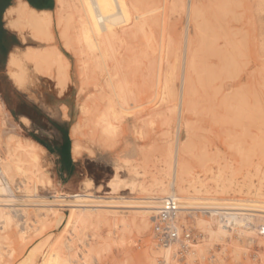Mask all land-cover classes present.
Segmentation results:
<instances>
[{
  "label": "rangeland",
  "instance_id": "rangeland-1",
  "mask_svg": "<svg viewBox=\"0 0 264 264\" xmlns=\"http://www.w3.org/2000/svg\"><path fill=\"white\" fill-rule=\"evenodd\" d=\"M67 1L73 5V0ZM155 1L159 2L156 7L158 10L152 13L153 16L149 14L151 18L150 22L148 21L149 25L147 23L142 31L147 36L145 33L140 34L141 32L132 34V38L131 35L127 36L124 43L115 47L114 59L108 61L107 70H116L122 75H126L131 86L133 85L132 88L138 90L139 94L138 103L135 104L131 101L132 106L128 107V112H122L126 118L120 117V122L113 117L109 118L114 127H119V129L117 128L118 132L116 130L114 135H105L106 138L110 137L107 138V141L103 139L105 137L97 122L103 114L109 113L108 101L103 99L102 104L96 101L97 93L94 91L91 78L92 75H103L106 69L100 61H92L87 54L81 53V46L76 41V32H74L76 31L75 26L79 25V20L76 19L78 16L70 21L61 18V10L58 6L53 13L47 12L51 16L52 23L46 34L36 38L34 34L27 31V42L19 49L24 50L28 46H33L40 48L43 52H51L52 56L48 63L39 70L29 66V85H32H28V90L24 95L49 111L58 120L62 119V115H64V119H68L70 114L72 142L76 129L81 130L88 137V139L85 138L88 151L79 159L81 160L78 163L79 173L70 187H62L56 183L54 157L39 143L46 150L42 154L43 171H41L52 178L53 186H48L47 183L44 184L45 186L38 184L40 185L38 194L43 198L52 199L55 196H65L66 192L83 193L84 182L88 180L93 184L91 193L97 197H106L109 198L108 200L117 199L118 196L126 200L143 199L147 197L146 193L143 195L139 189L132 190L130 188L134 179L133 170L137 168L139 172H142L141 178L143 179L140 178L139 181H145V185L148 183L147 186H150L154 176L162 177L167 173L164 164L170 157L166 158V156L170 155L174 158L172 152L175 153V148L180 147L178 152L181 151V153H178L177 156L179 155L182 163L187 164L194 180L206 181L203 184L207 186L205 188L209 192H204L199 197L203 195L204 198L217 199V203L249 199L264 202L263 60H260L254 52L252 53L255 46L251 41L242 40V42L244 41L242 43L239 35L236 37L232 35L237 33L232 24L229 25V28H232H230L231 40L234 39L236 42L233 40L234 42L231 41L229 44L225 43L221 35L223 23L219 9L220 0H184L186 3V5L183 3L184 9L173 5V0ZM244 1L245 7L243 6ZM194 3L199 10L196 19H192L190 14ZM247 3L250 8L252 1L242 0L237 9L239 15L244 19L250 14L249 8L246 6ZM129 25H120L119 28L124 27L129 30ZM248 27L252 30L251 24H248ZM146 28L152 31L151 33L148 31L150 36H148ZM247 28L245 27L244 32L248 31L249 28ZM65 30L66 33H64ZM205 35L208 41L203 43L202 39ZM145 36L150 37L152 43L147 44ZM189 42L192 43L196 52L198 68L192 73L193 89H191V94L193 92L194 95L191 96L192 104L187 106L182 105L184 94L182 83L186 73ZM148 45H150L149 48ZM168 50L170 52L167 55L165 52ZM156 51L160 53L157 52V54ZM225 60L228 63L225 66L226 70H224ZM168 63L169 65H167ZM170 65L171 69L173 66V69H176H172L173 72L176 71L173 74H177H175L176 79L173 75L172 89L175 88L177 96L173 92L174 95L172 94L166 103L161 101L163 104L159 105L161 94L155 95L154 92L157 89H160L161 92L163 76L166 74V70L171 71L168 69ZM0 69L3 71L0 75V100L4 105L3 91L9 88L11 82L7 76V68L0 67ZM158 78H160V82ZM157 81L160 84H157ZM155 85H157V89ZM176 98L179 100L176 101ZM223 99L225 104H223ZM226 102L228 106H226ZM96 103L100 104L96 105ZM136 105L140 107L135 108ZM156 107L161 109L158 110ZM4 108L5 113L0 116V138L3 144L0 148V158L9 154L7 143L10 138L16 140H19L18 136L33 138L17 123V118L10 115L5 105ZM116 109L120 110L119 107ZM93 129L96 132L91 134ZM133 131H136L134 132L136 134L139 131L141 133L134 136ZM99 136L105 143L99 139ZM138 136L142 137L138 138ZM135 140L137 141L134 142ZM165 145H168L167 148ZM169 148L171 153L168 151ZM172 148H174L173 151H171ZM166 149H168L167 152ZM242 151L243 154H241ZM91 152L92 155H90ZM128 166L130 168L127 169ZM131 168L132 170H130ZM117 172L121 179L129 183L128 186L113 193L109 188V183L117 175ZM219 172L222 174L223 180L217 183L214 177L220 174ZM20 177H15L13 188L18 197L27 201L26 196L30 192L26 193L24 187H21L18 192L15 189V186L19 185ZM257 190L261 191L263 197L258 199L254 194ZM193 194L198 196L192 192L191 195ZM35 210V207H30L25 210L26 214L22 210L13 212L15 224L21 225L18 226V229L15 224L8 228L0 223V248L2 247L0 249V264H23L30 248L40 247L43 251L48 249L47 246L52 245L58 239L57 236H60L66 222L58 229L59 224L65 221L66 215H70L69 210L65 209V215L59 213L56 219L46 222L45 229L42 230L38 228L40 217L37 220L38 214ZM118 211L116 215H109L110 221L94 218L90 221L91 224L81 226L79 233L83 232L84 234L80 236L77 232L79 226L78 229L75 227L76 231L74 228L72 229L75 233L72 230V232L69 231V236L71 233L74 234H71V237L66 234L64 239L75 238L73 241L79 253L76 256H70L71 259L69 257L68 262L63 264H167L161 255L157 260L154 258L153 248L164 249L160 247L158 249L156 246L157 243L152 234V223L146 228L141 218H135L136 214L131 212L132 210L121 208ZM192 214V218L187 217ZM195 214L196 212L186 214V217L190 218L194 241L190 243V249L179 253L178 258H173L170 264H264V236H258L259 239L253 243H248L249 241L243 239L238 242L236 233L233 232L228 233L224 241L218 240L215 233L196 222L200 219L210 221L217 230L219 216ZM193 218H196L197 221L195 222ZM101 219L102 222L99 223ZM27 223L33 227H27ZM234 229L237 230L236 227ZM21 230L25 232L24 235ZM192 245H197V249L202 250L193 261H190L189 254L194 248ZM240 247L242 248L240 249ZM80 253L81 255H79ZM88 257L91 259L88 260Z\"/></svg>",
  "mask_w": 264,
  "mask_h": 264
},
{
  "label": "bare ground",
  "instance_id": "bare-ground-1",
  "mask_svg": "<svg viewBox=\"0 0 264 264\" xmlns=\"http://www.w3.org/2000/svg\"><path fill=\"white\" fill-rule=\"evenodd\" d=\"M251 1L252 4L250 8H249V4L248 3H247L248 5L246 4V6H248L249 8L250 14L247 18L245 17V19L244 17L240 16L239 15L240 13L237 11L238 7L242 3V0L219 1L221 22L223 23L221 35L222 38H224L226 44H229L231 41L234 40V39L231 40L232 35L233 36L235 35V37L239 35L241 42L242 40L251 41L255 46V48L253 47L254 51H252V53L254 52V54L264 62V0H250V2ZM16 2L17 3H15L16 4L15 6L8 9L5 16L8 28H10L11 31L16 32L21 37L24 43L27 42V36H26L27 31H30L31 33L30 32L29 33L32 35L34 34L36 38H39L44 34H46L52 23L51 16L48 15L47 12L37 11L35 9H32L31 7L28 6L27 3L23 2L22 0H17ZM69 3L67 0H57V4L58 6H60V10H61V12L59 11L60 17L70 21L71 19L75 18V16H78V18L76 17V19L79 20L78 21L79 25L76 24L78 27L75 26L76 31H74L76 32L75 37H77V39L76 38L74 39H76L78 44L81 46V50L80 49L79 50L81 51V53L87 54L92 61L95 62L100 61L103 64L104 68L106 69L103 75H98V76L92 75L91 78H92V85L94 91L97 93L96 101L100 103L103 102V99H107L108 101L107 109L109 110V113L103 114L98 119L97 122L98 125L101 127L102 135H104L105 137L103 139H106L107 141L108 137L106 138L105 135L107 136H110L112 134L114 135L117 128L119 129V127L116 126H115L116 128L114 127V124H112V122L109 121L110 120L109 118L113 117L114 119L120 122L121 121L120 117H125L123 115L124 113L123 111L128 112V107L132 104V102H134L135 104L138 103V94H139L138 90L132 88L133 85L131 86L129 80L126 78V75H122L116 70H107L108 61L114 59L115 47L124 43V40L127 39V36L131 35L130 37L132 38V34H137L138 32L139 33L141 32L140 34L145 33V32L142 33V31H144L147 23L149 25L150 22L149 20L151 19L149 14L153 16L152 13L158 10V8L156 7L159 2L155 0H73V5L72 4L70 5ZM183 3H185L184 0H173V5L175 6L178 5L184 9L185 7H182L184 6ZM243 6L245 7V1ZM198 12H199L198 6L196 4L193 5L190 13L192 19L193 18L196 19ZM154 23H156V21H154ZM124 24H128V25L130 24L128 26L130 27L129 30L128 28H124V27L119 28L120 25H124ZM230 24H232V27L237 30V33L235 32L236 34L233 33L232 35H230L231 33L230 32L231 27L229 28ZM246 24L247 26L248 24H251L252 30H250V27H248L249 28L248 29ZM245 27L248 29V31L249 30L250 31L248 32L246 29L247 32H244ZM146 31L147 32L149 31L150 33L152 32L149 29H147ZM66 32L67 31L65 30L64 33ZM149 32H148V36H150ZM202 32L205 33V31ZM145 35L147 36L146 33ZM148 38L146 40L147 41L146 43L147 44L152 43L150 42L151 38L150 37ZM207 41H208L207 36L206 35L203 36L202 42L206 43ZM149 46L150 45H148V48ZM153 49L154 47H152V50ZM157 52L159 51H156V53ZM169 52L170 50H168L165 53L168 55ZM51 56H52L51 52H43L40 48L33 46H28L24 50L23 49L18 50L17 52L13 53L10 56L7 65L8 75L15 83V85L18 87V89L26 93L30 81L29 66L31 65L32 68H34L35 70H39L44 64L48 63ZM158 61L160 62L159 59ZM255 62L257 63V61ZM224 63H225L224 70H226L227 68H225V66H227L228 63L226 60L224 61ZM167 65H169V63ZM262 67L264 68V66ZM196 68H198L196 62V52L192 47V43L189 42L187 47V55H186V73L184 75L183 83H182L184 88L183 91L184 94L182 96V105L185 104L188 106L192 101L191 96L194 95L193 92L191 94L192 91L191 89H193L192 73L196 70ZM168 69H171V65L170 68ZM172 69H171L172 72L170 70L168 71L166 70L165 72L166 74L163 76L164 79L161 86V92L159 91L160 89L159 90L157 89V85H155V88L157 89V91L154 92L156 93L155 95L161 94L159 105L163 104L161 103V101L166 103V100L168 101L170 96H172L173 92H175L174 91L175 88L172 89V86L174 82L173 75H174V79H176L175 76L176 73L173 74L176 71L173 72V70L176 69L173 70ZM158 79L160 82V78ZM130 81L133 82L132 80ZM159 82L157 84H160ZM31 83L33 82L31 81ZM178 96L180 98V95ZM177 99L178 98H176V101ZM225 100L223 99V102ZM97 103L96 105L100 104ZM148 104L150 103L148 102ZM223 104H225V102ZM138 105H136L135 108L140 107ZM226 106H228L227 102H226ZM117 107H119L120 110H117L116 109ZM156 108L158 109V107ZM4 113L5 111L0 101V116H3ZM153 113H157V112L154 111ZM26 123H28V121H26ZM94 132H96L95 129H93V132H91V134H93ZM116 132H118V130ZM134 132L136 131L132 132L134 136L137 134L140 135L141 133V131H139L140 133L137 132V134ZM142 136H138V138ZM86 137L87 135L82 133L81 130L79 129L75 130L73 135V144H72V154H73L72 157H74L75 160L81 159L84 153L88 151L86 147L87 142L85 141ZM18 138L19 140L10 138V140L7 143V146L9 148V154L5 155L4 158H0V223H3L4 226H7L9 228L11 225L15 224V218L13 215L14 211L20 210L18 212H21L22 210L26 214L25 210H27V208L35 207L36 208L35 211L38 214L37 220L40 217V220L38 222L39 224L36 222V219L35 222L39 225L38 226L39 229L44 230L46 222L56 219L59 213L64 214L65 209H68L70 212L69 216L66 215L65 221L60 223L58 226L59 229L61 226H63L64 222H66L64 229H62L63 231L60 233V236L59 237L57 236L58 239L55 240L53 244L51 243L52 245L47 246L48 249L44 251L41 250L40 247L30 248L24 258L23 264L67 263L68 258L70 256L72 257L78 255L79 251L73 241L75 238L64 239L65 235L66 234L68 235V232L71 231L73 228L76 231L78 229V226H79L78 229L79 231L77 232L78 233L81 232L80 227L87 225L94 218H103L104 221H108L109 215H116L119 212L118 210L121 208H124L125 210L127 209L128 211L132 210L131 212L136 214L135 218H141L142 223L147 228L150 225V223L153 222V218L155 217V214H157V211L161 206L162 201L166 198H173L179 203L181 209L180 221L186 225L189 223L186 217V214L188 213H195V212L198 213V212H204L206 210L210 215H218L220 220L217 221V230L214 228V226L210 221L207 220L205 221L200 219V221L196 222L197 219L193 218L196 224H199L207 228V230H209L210 232L215 233L216 238L218 240L224 241L227 234L233 232L236 233V240L238 242L243 239L249 241L248 243H253L259 239L258 236L260 235L264 236V202H261L256 199L251 201L249 199V200H238V201L228 200L225 203L218 201L219 203H217L216 202L217 199H212L207 197L204 198L203 195L199 197L200 194L204 192L205 193L209 192V190L206 191L205 188L206 185L203 184L206 183V181L203 182L202 180L201 182H198V180L197 181L196 179L194 180L191 171L188 170L187 164L182 163V161H180L178 157L179 155L177 156L180 147L175 148L176 149L175 153L173 151L174 148H172L171 151H173L172 153L174 155V158H172L170 155L166 156V158L170 157V159L168 158L169 160L167 159L168 161H166L164 164V166H166L165 168H167V173L163 175L164 177L163 176L157 177L158 175L154 176V178L152 177L153 182H151L152 184L150 186H147L149 185L147 183L148 181L146 182L147 183L146 185H145V181L144 182L139 181L143 179L141 178L143 176L142 175L143 173L139 172L135 167L136 169H134L132 172L134 173L133 175L134 179L132 181V184H130V188L132 190H135V188L139 189L140 193L141 191L143 192V195L144 193H146L147 195L146 194L145 195L147 197L145 198L142 197L143 199L135 198L136 200H130V199L126 200L124 198H119L118 196L117 199L108 200L109 198L107 199L106 197L105 198L97 197L96 195L91 193V189L93 187L92 182L87 180L84 183L85 190L83 193H77V194L65 195V196H55L52 197V199L49 198L50 199L49 200L47 198L41 197L38 194V186H40L38 184H41L43 186L45 183H47L46 185L53 186L52 178L48 177L49 175L47 176L45 173L42 172L43 171L42 154H44L46 150L39 143L35 142L32 139L21 138L19 136ZM99 139H101V141H104L102 140V138H100V136ZM136 141L137 140H135L134 142ZM2 146L3 144L0 138V148ZM165 146L167 148L168 145ZM167 150L168 149H166V152ZM168 151L169 153H171L170 148ZM243 153L244 152L242 151L241 154ZM90 155H92V152ZM161 158L163 159L164 157L162 156ZM128 165H130V163H128ZM128 168L130 167L128 166L127 169ZM132 168L130 170H132ZM128 173H130V171ZM17 176L18 178L21 176L20 177L21 180L19 179L20 180L19 185L15 186V189L17 190L16 192L20 191L21 187H24L26 193L27 191L31 193V195H29L30 194L29 193L26 196L28 198V199L26 198L27 201L22 200L20 197H18L15 194L13 185L15 184L14 183L15 177ZM214 178L217 183H219L220 181L222 182L223 180V176L221 173L216 175ZM167 179L168 181H166ZM31 183H33L32 186ZM128 183L129 182H126V180L121 179L117 172V175H115L114 179L109 183V188L113 191V193H116L120 188L128 186ZM192 192H194L198 196H194V194L191 195ZM254 194H256L258 199L263 197L261 191L257 190L256 193ZM24 215L23 218L25 217ZM114 220L116 221V218H114ZM26 221L24 222L26 223ZM100 221L102 222V219L99 220V223ZM104 221L103 223H105ZM122 221L124 222V219H122ZM15 225H17L16 227L18 229L19 228L18 226L20 224L18 225L16 223ZM116 225L117 224H115V226ZM29 226L33 227V225L31 224L28 225L27 223V227ZM75 227H77V229ZM234 227H236L237 230L234 229ZM21 233L23 235L25 234L23 230H21ZM74 233L71 234L73 235ZM71 234L70 236L69 235L68 236L71 237ZM82 234L84 233L82 232ZM82 234L79 233V236ZM75 235L74 237H76ZM46 243H48V241H46ZM192 246L194 248L193 250H191L189 254L190 261H193L196 258L197 254H199V252H201L202 250L201 249L199 251L197 249L198 247L197 245H192ZM190 247L191 244L189 245V249ZM237 247L239 249V246ZM241 248L242 247H240V249ZM158 249L160 248L158 247ZM153 252H154L155 260H157L158 256L161 255L162 257H164L165 262H167V264H170L173 258L175 259L178 258V255L180 253L177 248H168L164 250L162 249L156 250V248L155 249L153 248ZM79 255H81V253ZM89 259L91 258L88 257V260Z\"/></svg>",
  "mask_w": 264,
  "mask_h": 264
},
{
  "label": "crops",
  "instance_id": "crops-1",
  "mask_svg": "<svg viewBox=\"0 0 264 264\" xmlns=\"http://www.w3.org/2000/svg\"><path fill=\"white\" fill-rule=\"evenodd\" d=\"M16 1L0 0V67L2 69L4 67L7 68L10 56L20 50L19 48L24 44L21 37L8 28L5 18L8 9L15 6ZM22 1L37 11L53 13L58 7L57 0ZM2 73L3 71L0 69V75ZM7 76L11 85L3 91L4 105L8 108L10 115L13 118H17V123L25 129L30 137H33L30 139L35 142L36 140L43 142L45 145H41L53 155L56 167V183L62 187H70V184H73L78 176V163L81 161L72 157L73 142L71 138L70 114L68 119H64V115H62V119H56L49 111L26 97L24 95L25 92L18 89L12 81L8 71ZM24 120L28 121V123ZM77 193L66 192L65 194L73 195Z\"/></svg>",
  "mask_w": 264,
  "mask_h": 264
},
{
  "label": "built area",
  "instance_id": "built-area-1",
  "mask_svg": "<svg viewBox=\"0 0 264 264\" xmlns=\"http://www.w3.org/2000/svg\"><path fill=\"white\" fill-rule=\"evenodd\" d=\"M180 213V205L175 199L166 198L162 201L152 222V234L158 247L177 248L180 253L189 249L190 243L194 241L193 229L190 222L186 225L180 221ZM198 213L209 215L206 210ZM192 216L193 214L187 217ZM187 219L190 221V218Z\"/></svg>",
  "mask_w": 264,
  "mask_h": 264
},
{
  "label": "trees",
  "instance_id": "trees-1",
  "mask_svg": "<svg viewBox=\"0 0 264 264\" xmlns=\"http://www.w3.org/2000/svg\"><path fill=\"white\" fill-rule=\"evenodd\" d=\"M37 141V140H36ZM38 143H40V144H42V145H45L43 142H41V141H37Z\"/></svg>",
  "mask_w": 264,
  "mask_h": 264
}]
</instances>
